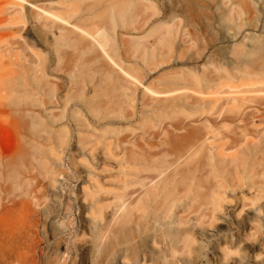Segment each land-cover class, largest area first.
Masks as SVG:
<instances>
[{
	"label": "rangeland",
	"instance_id": "1",
	"mask_svg": "<svg viewBox=\"0 0 264 264\" xmlns=\"http://www.w3.org/2000/svg\"><path fill=\"white\" fill-rule=\"evenodd\" d=\"M114 3H124L123 13ZM81 6L99 14L110 37H143L147 48L157 37L171 38L172 56L154 75L225 65L222 74L233 78L220 83L219 95L237 99L225 102L224 112L241 104L242 114L215 121L208 138L225 144L221 155L238 154L247 166L226 165L230 177L218 187L181 182L166 195L169 182L135 204L137 177L152 169L135 163V152L148 158L169 136L142 141L148 124H116L125 103L107 99L104 67L94 61L69 69L50 59L54 29L31 28L26 6L0 0V17L14 9L24 18L0 29L7 64L0 68V264H264V60L236 55L264 41V0H83ZM34 53L44 58L43 71ZM184 124L169 133H204L206 125L197 115ZM116 137L123 142L115 145Z\"/></svg>",
	"mask_w": 264,
	"mask_h": 264
},
{
	"label": "bare ground",
	"instance_id": "2",
	"mask_svg": "<svg viewBox=\"0 0 264 264\" xmlns=\"http://www.w3.org/2000/svg\"><path fill=\"white\" fill-rule=\"evenodd\" d=\"M3 1L11 6H26L32 15H24L25 24L27 22L31 28L54 29L53 46L48 50L50 59H56L57 63H62L69 69L79 70L94 61L104 67L100 80L107 91V99L111 102L110 98L116 97L125 103V108L120 111L119 117L115 118L116 124L129 123L134 119H140L142 123L138 129H144V124H148L140 136L142 141L149 142L152 137L159 135L169 136L167 142L160 145L163 147L149 154L148 158H143L135 152V163L144 161L143 164L152 167L137 177L139 189L137 195L135 190V204L143 196L154 192L159 185L164 186L171 182L172 186L166 195L171 194L181 182L198 186L210 181L213 183L212 188H215L230 177L226 172V165L233 164L238 171L245 170L246 158H240L238 154L224 157L221 151L225 144L214 145L208 138L214 135L215 121H235L242 114L241 104L233 105L228 116L224 112L225 102L237 99L236 96L219 95L220 83L228 80L229 76L233 78L228 73L222 74L226 72L225 65L223 68L208 63L188 67L171 75H154L167 66L172 56L173 40L169 37L160 36L153 39L148 48L143 46V37L135 41L118 36L110 37L103 24L98 21L99 14L93 13L91 6H81L83 0ZM112 7H117L118 11L123 13L124 3H114ZM22 17L23 14L18 15L14 9L7 12L0 17V29H12ZM184 51L180 49V57ZM236 52L238 59L257 57L264 60V41L255 43L250 51L241 48ZM34 57L37 69L43 71L44 58L38 53H34ZM5 66L7 64L0 59V68ZM239 82L240 80L238 84L243 83ZM222 86L221 88L224 87ZM240 99L245 101L253 98ZM196 115L206 124L204 133H169L168 128L173 131L185 129V120ZM155 128L156 131H150ZM121 141L123 142V139L118 137L114 139L115 145H119ZM138 148H141V145ZM236 174L238 172H235L234 178H238ZM192 192L197 195L199 190L194 189ZM0 257L5 259L2 252Z\"/></svg>",
	"mask_w": 264,
	"mask_h": 264
}]
</instances>
